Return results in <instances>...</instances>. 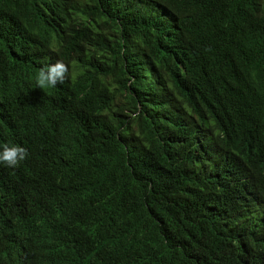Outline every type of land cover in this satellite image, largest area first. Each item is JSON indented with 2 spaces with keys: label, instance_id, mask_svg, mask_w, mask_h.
I'll return each mask as SVG.
<instances>
[{
  "label": "trees",
  "instance_id": "16d2710c",
  "mask_svg": "<svg viewBox=\"0 0 264 264\" xmlns=\"http://www.w3.org/2000/svg\"><path fill=\"white\" fill-rule=\"evenodd\" d=\"M0 264H264V0H0Z\"/></svg>",
  "mask_w": 264,
  "mask_h": 264
},
{
  "label": "clouds",
  "instance_id": "9594fccd",
  "mask_svg": "<svg viewBox=\"0 0 264 264\" xmlns=\"http://www.w3.org/2000/svg\"><path fill=\"white\" fill-rule=\"evenodd\" d=\"M69 72H70V68L64 74H58V75L53 76L52 78L55 82V81L63 78L67 74H69ZM21 140H22L21 144L27 145L32 141V137L30 136V134H21ZM21 146H23V145H21ZM23 147H25V146H23Z\"/></svg>",
  "mask_w": 264,
  "mask_h": 264
},
{
  "label": "bare ground",
  "instance_id": "6f19581e",
  "mask_svg": "<svg viewBox=\"0 0 264 264\" xmlns=\"http://www.w3.org/2000/svg\"><path fill=\"white\" fill-rule=\"evenodd\" d=\"M207 140V139H206ZM208 143V142H207ZM203 160H204V158H203ZM238 188V187H237ZM235 191V190H234ZM242 191V190H241ZM225 194H227V193H225ZM239 195H240V193H239Z\"/></svg>",
  "mask_w": 264,
  "mask_h": 264
}]
</instances>
